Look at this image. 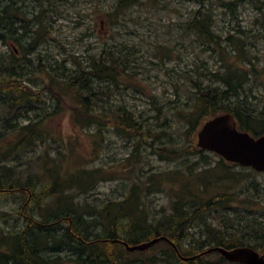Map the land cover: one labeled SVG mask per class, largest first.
<instances>
[{
  "label": "trees",
  "instance_id": "obj_1",
  "mask_svg": "<svg viewBox=\"0 0 264 264\" xmlns=\"http://www.w3.org/2000/svg\"><path fill=\"white\" fill-rule=\"evenodd\" d=\"M134 1L116 0L115 9L122 12ZM195 1L200 3V7L191 11L185 21L186 28L220 47L222 42L219 38L222 37L236 44L234 55L249 59L236 38L223 37L213 29V14L205 7L208 0ZM247 1L260 7L264 5L263 0H222V4L237 13L240 4ZM20 7L18 0H0V42L14 45L10 52L0 48V137L12 135L16 139L12 146L9 143L0 153V193L19 191L26 195L24 204L27 206L42 202L43 207L39 216L32 212L26 214L19 228L0 227V264H60L62 256L47 254L45 251L49 249L59 253L70 250L74 260L72 264H128L132 257L135 262L131 264H139L134 255L145 254L161 241L166 245L165 264L233 262L219 251L203 252L213 245L226 248L251 246L264 253V219L256 216L253 209L246 207L248 210L240 212L230 204L238 199L249 205L257 203L253 192L264 194V186L253 178L246 189L239 191L237 187L241 181L238 174L230 170L218 173L211 161H197L186 171L178 173L181 184L167 206L154 207L151 200L142 197L143 186L136 182L127 196L109 199L99 209L79 199V193L87 191L93 183L85 175L93 174L91 170L83 168L63 176L57 167H49L46 176L38 174L31 161L22 168L19 156H16L19 160L16 163H20V167L9 163L18 149L27 147L26 150H31L51 141L61 143L48 123L51 115L56 116L64 104L71 106L78 124H94L99 128L113 125L129 138H135L139 153L142 147L146 148L145 145L151 147L152 153H158L161 159H173L195 150L208 155L214 153L195 144L186 148L177 147L173 141L171 144L167 141L156 144L161 136L155 134L148 118L137 115L126 105L116 108L112 104L101 103L106 95L110 96L109 88L129 74L128 60L120 50L105 49L89 65L78 69L58 62L59 66L62 64L61 75L53 73L56 68L52 65H44L43 56L38 54L40 60L35 68L48 71L51 82L44 87L30 84V75L35 72L31 66L35 63L33 59L30 63L24 61L18 46L26 50L23 51L27 57L28 53L38 49L44 35L38 31V13L35 14L38 21L32 25L35 28L28 27L19 15ZM220 52L224 54L223 50ZM227 59L222 69L210 71L213 76L209 81L199 76L191 78L198 108L195 114H199L197 117L190 115L189 122L195 125L201 114L212 117L231 111L241 129L254 135L263 134L264 117L257 114L256 103L249 97L256 67L249 70ZM249 62L253 63L252 59ZM46 92L51 94L53 103L46 99ZM40 107L44 108L43 113L38 110ZM166 137L174 140L171 133L167 132ZM220 161L223 162L224 158L221 157ZM150 175L144 186H150V191H153L158 177L152 175L149 178ZM219 184L223 190L209 193ZM220 207H230L232 212L222 216L223 226L215 227L209 216ZM161 235L170 240L161 239L145 249L130 250L123 242L135 244ZM181 255L192 258L184 259Z\"/></svg>",
  "mask_w": 264,
  "mask_h": 264
},
{
  "label": "rangeland",
  "instance_id": "obj_2",
  "mask_svg": "<svg viewBox=\"0 0 264 264\" xmlns=\"http://www.w3.org/2000/svg\"><path fill=\"white\" fill-rule=\"evenodd\" d=\"M115 1L18 0V4L22 5L19 15L24 23L35 28L32 25L37 23L35 14L38 13V31L44 35L38 49L28 53L27 57H24L26 50L18 46L20 57L29 63L33 59L35 63L31 66L35 72L30 75V84L44 87L51 82L48 71L35 68L40 60L38 54L43 56L44 65H52L56 68L53 73L61 75L62 64L59 66L58 62L78 69L89 65L105 49L120 50L128 60L129 74L109 88L110 96L106 95L101 103L112 104L116 108L126 105L137 115L148 118L155 134L161 136L156 144L166 141L171 144L173 141L177 147L186 148L191 144L197 146V132L210 117L209 114H201L195 125L189 122L190 115L197 117L199 114H195L198 108L191 78L199 76L209 81L213 76L210 71L222 69L228 58L249 70L256 67L249 97L256 103L257 114L264 117V5L260 7L247 1L240 4L237 13H233L222 4V0L205 3L213 14V29L223 37L236 38L235 41L252 59L251 63L245 56L234 55L236 44L221 37L220 47L186 28L185 21L191 11L200 7L195 0H135L122 12L115 9ZM13 47L12 43L0 42V48L6 52L12 51ZM46 93L48 102L53 103L51 94ZM70 107L64 104L56 116L51 115L48 123L61 143L51 141L31 150H26L27 147L18 149L9 163L19 164L20 167V163H16L19 161L16 156H19L22 168L31 161L33 169L46 176L49 167H57L63 176L83 168L91 170L93 174L85 175L93 183L87 191L79 193V199L90 202L96 209L109 199L127 196L136 182L143 186L142 197L151 200L154 207L167 206L181 184L178 173L203 159L211 161L218 173L229 170L237 173L241 181L237 187L239 191L246 189L253 178L264 186V171L225 159L221 162V156L215 152L208 155L195 150L173 159H161L158 153H152L151 147L145 145L146 148L142 147L139 153L135 138H129L113 125L99 128L94 124H78ZM43 109L40 107L38 110L43 113ZM166 131L172 134L174 140L166 137ZM10 136L0 137V153L9 143L12 146L16 141ZM149 175V178L152 175L158 177L153 191H150V186H144ZM223 189L221 184L215 185L209 193H218ZM253 194L258 199L257 203L249 205L238 199L230 204L240 212L248 210L246 207L253 209L256 216L264 219V194L256 191ZM25 199L26 195L19 191L0 193V227L19 228L26 214L40 215L42 202L27 206ZM227 212H232V208L220 207L219 211L209 216V221L215 227L223 226L222 216L225 217ZM165 249L166 245L161 241L145 254H135L134 257L139 264H165ZM45 252L52 256L61 255L60 264L74 262L68 249L60 253L52 249ZM132 262H135L133 257L128 264ZM230 264L241 263L233 261Z\"/></svg>",
  "mask_w": 264,
  "mask_h": 264
},
{
  "label": "water",
  "instance_id": "obj_3",
  "mask_svg": "<svg viewBox=\"0 0 264 264\" xmlns=\"http://www.w3.org/2000/svg\"><path fill=\"white\" fill-rule=\"evenodd\" d=\"M197 145L216 152L227 161L264 171V133L254 135L239 127L233 112L224 111L208 118L197 132ZM161 239L170 240L166 235L153 237L147 241L129 244L130 250L145 249ZM219 251L230 261L241 264H264V253L251 246L226 248L221 245L208 247L205 252ZM184 259L192 256L181 255Z\"/></svg>",
  "mask_w": 264,
  "mask_h": 264
}]
</instances>
